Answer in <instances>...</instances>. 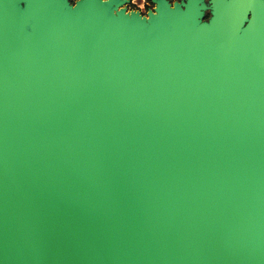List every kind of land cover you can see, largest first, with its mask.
Instances as JSON below:
<instances>
[{
  "label": "water",
  "instance_id": "obj_1",
  "mask_svg": "<svg viewBox=\"0 0 264 264\" xmlns=\"http://www.w3.org/2000/svg\"><path fill=\"white\" fill-rule=\"evenodd\" d=\"M119 5L0 0V264H264V1Z\"/></svg>",
  "mask_w": 264,
  "mask_h": 264
},
{
  "label": "flooded vegetation",
  "instance_id": "obj_2",
  "mask_svg": "<svg viewBox=\"0 0 264 264\" xmlns=\"http://www.w3.org/2000/svg\"><path fill=\"white\" fill-rule=\"evenodd\" d=\"M122 0H120L121 3ZM171 6H175L176 4L186 5L189 0H167ZM264 1V0H263ZM126 6H128V11H130V7L134 8L131 9L139 13L142 16L149 17L151 13H157V9L159 7V0H125ZM200 4L204 5L203 17L202 20L205 22L210 23L211 20L214 18V5L213 0H200ZM252 11H249V17H251Z\"/></svg>",
  "mask_w": 264,
  "mask_h": 264
},
{
  "label": "rangeland",
  "instance_id": "obj_3",
  "mask_svg": "<svg viewBox=\"0 0 264 264\" xmlns=\"http://www.w3.org/2000/svg\"><path fill=\"white\" fill-rule=\"evenodd\" d=\"M77 1H79V0H69V4H70V5H75V3H76ZM119 8H120V9H124V10H126V11L128 10V6H126V4H125V0H122V1H121L120 5H119ZM131 9L134 10V8L130 7V11H128V12H135V11H132Z\"/></svg>",
  "mask_w": 264,
  "mask_h": 264
}]
</instances>
